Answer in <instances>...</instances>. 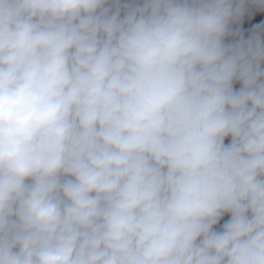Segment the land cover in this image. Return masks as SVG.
I'll return each instance as SVG.
<instances>
[{"label": "clouds", "instance_id": "1", "mask_svg": "<svg viewBox=\"0 0 264 264\" xmlns=\"http://www.w3.org/2000/svg\"><path fill=\"white\" fill-rule=\"evenodd\" d=\"M0 264H264V0H0Z\"/></svg>", "mask_w": 264, "mask_h": 264}, {"label": "trees", "instance_id": "2", "mask_svg": "<svg viewBox=\"0 0 264 264\" xmlns=\"http://www.w3.org/2000/svg\"><path fill=\"white\" fill-rule=\"evenodd\" d=\"M249 20H250V17L247 18L244 22H242V24L240 25V27H241V28H245L246 25L248 24ZM254 22H255V19H254ZM254 22H253V23H254ZM237 87H238V85H237ZM224 219H227V217H225ZM222 222H223V221H222Z\"/></svg>", "mask_w": 264, "mask_h": 264}, {"label": "water", "instance_id": "3", "mask_svg": "<svg viewBox=\"0 0 264 264\" xmlns=\"http://www.w3.org/2000/svg\"><path fill=\"white\" fill-rule=\"evenodd\" d=\"M253 22H254V17H251V18H250V21H249V23L246 25L245 29L250 28V26H251V24H252Z\"/></svg>", "mask_w": 264, "mask_h": 264}]
</instances>
